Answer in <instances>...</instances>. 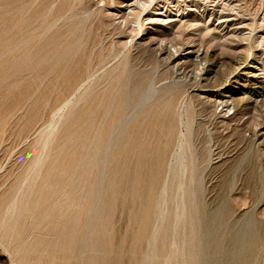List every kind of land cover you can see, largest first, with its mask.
I'll return each instance as SVG.
<instances>
[{"label":"rangeland","instance_id":"1","mask_svg":"<svg viewBox=\"0 0 264 264\" xmlns=\"http://www.w3.org/2000/svg\"><path fill=\"white\" fill-rule=\"evenodd\" d=\"M137 1L0 0V172L20 170L28 159L36 130L51 118L60 102L53 76L42 79L47 72L45 68L37 66L33 70L26 62H20L17 43L21 37L39 30L43 22L71 9L77 20L85 10L94 12L91 43L101 39H106L107 45L112 39L141 41L140 46L130 49V66L137 81L146 77L157 56L167 57L168 50L161 47H171L176 57L207 52L220 73L230 74L240 58L245 61L242 66L252 67L255 61L264 66V0H145V6L135 5ZM131 13L142 19L141 32L131 21ZM70 21L61 28L63 33ZM34 54L37 58L39 50H34ZM184 61V69L179 72L188 77L199 73L193 63ZM262 66L254 65L258 79L250 78L252 84L244 82L245 75L238 84L232 81L241 97L247 98L252 93L248 103L228 109L214 97L204 98V111L196 117L195 124L197 170L202 181L196 191L197 206L192 208L193 213L189 209L177 233L174 182L168 177L176 135L156 134L148 128L150 133L147 130V140L141 144L143 157L138 164L132 151L129 155L123 153L120 159V152L116 155L117 152L107 148L114 117L106 119L98 132L99 118L88 122L85 111L73 114L55 141L49 160L57 169H64L52 174L57 185L64 186L71 180L75 184L80 222L73 233L79 258L73 260L70 236L65 235L46 241L42 249L36 245L27 255V261L30 264H69L70 260V264H145L146 260L147 264L150 260L151 264H165L174 240L180 249L176 264H264ZM170 67L161 65L160 71L163 74ZM192 90L197 88L189 89ZM195 104L197 109L202 106L197 101ZM180 129L185 132V126ZM27 136L30 141L24 143ZM166 185L169 193L163 196ZM65 192H70L68 187ZM55 200L53 193H47L41 211L51 209ZM163 202L167 214L160 223L157 212ZM47 233L54 237L55 231L48 227ZM90 248L92 256L87 255ZM4 252L0 246V264H12L9 254Z\"/></svg>","mask_w":264,"mask_h":264},{"label":"bare ground","instance_id":"2","mask_svg":"<svg viewBox=\"0 0 264 264\" xmlns=\"http://www.w3.org/2000/svg\"><path fill=\"white\" fill-rule=\"evenodd\" d=\"M137 4L145 6V0L143 3L137 1L135 5ZM131 7L134 9V6ZM93 15V11L85 10L84 14L77 20V15L71 9L68 13L57 16L51 21L43 22L39 30H35L32 35L21 37L17 43V56L20 62H26L28 66L33 67V70L37 66L45 68L47 72L42 76V79L53 76L55 92L60 102L51 118L36 130L28 159L21 165L20 170L17 173L6 170L0 172V246L3 251L9 254L12 264H30L27 261V255L32 249L37 246L42 249L41 246L46 241L57 240L60 236L65 235L70 236L73 260L79 258L73 233L80 222L78 220L79 206L75 194V184L71 180L66 182L64 186L57 185L52 179V174L56 170L61 172L64 169H57V166L49 160L55 141L73 114L85 111L86 117L89 116L86 119L88 122H94L99 118L96 127L98 132L105 126L106 119L114 117L112 136L108 143L110 147L107 148L117 152L116 155L120 152L118 154L120 159L123 157V153L127 152L129 155L132 151L133 158H136L138 164L143 157L141 144L147 140V130L149 133L150 129L156 134L161 132L165 136L176 135V148H174L168 165V177L174 182L176 210L174 229L177 233L189 209L193 213L192 208L197 206L195 196L197 188L201 184L202 176L197 170L195 124L196 117L202 115L204 111L202 110L204 98L214 97L222 104L225 103L228 109H235L238 104L248 103L252 93L247 98L241 97L242 93L239 89L237 90L235 85L232 86V83L238 84L242 75H245L244 82L247 85L252 84L250 78L255 81L258 79L254 65H262L258 63L256 65V61L252 63V67H247L242 66L245 62L244 59L238 58L239 61H236L235 68L230 74L220 73L219 70L215 69L216 65L212 61L214 59L211 60L207 52L196 56L194 53L187 54V56L177 55L178 57H176L169 44L170 48L161 47V49L166 48L168 50L167 57H162V54L157 56L156 61L149 69V73L145 75L146 77L137 81L135 80L137 77L135 79L133 77L130 66V49L133 46H140L141 41L136 43L133 39L129 41L112 39L107 45L106 39H101L99 42L93 41L91 43L90 31ZM129 16L133 17L131 21L141 32L142 19L132 13ZM72 19L74 20L70 21ZM68 20L70 21L68 29L63 33L61 28L65 26ZM96 21L98 22V19ZM165 21L167 20L165 19ZM88 25H90L89 28H87ZM113 32L115 33V30ZM36 49L40 52L37 58L34 54ZM179 51L176 49V52ZM193 56L196 57V60ZM183 59L193 63L199 73L188 77L187 74L179 72L184 66ZM164 64L171 67L170 70L162 74L160 66ZM149 66L151 65L149 64ZM200 66H203L202 69H199ZM242 70L244 72L240 74ZM203 87L215 88V90L203 92L201 90ZM190 88H197V90L189 91ZM204 94L208 96H203ZM196 101L198 105H202L201 108H196ZM260 106L263 112V101ZM181 126H185V132L180 129ZM29 141L30 138L25 137L24 143ZM1 169L2 167H0ZM66 187L69 188L70 192H65ZM163 189L164 195H162L167 196L169 186L166 185ZM49 192L54 194L56 200L51 209L41 211V204ZM164 205L166 204L163 202V207L161 206L160 212H157L158 215L160 213L161 219H158L161 221H159L160 223H163L167 214V206ZM158 224L157 226L160 225ZM48 227H52L55 231L54 237L47 233ZM160 227L154 231L155 233L153 232L154 242ZM155 228L153 227V230ZM147 244L149 245V243ZM170 247L171 249L165 258V264H174L180 254L176 241L173 240ZM41 251L43 252V250ZM195 254L197 255V253ZM87 255H93L91 248ZM56 261L58 260L56 259ZM144 262L146 264V260ZM147 264H151L150 260Z\"/></svg>","mask_w":264,"mask_h":264}]
</instances>
